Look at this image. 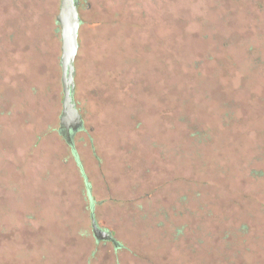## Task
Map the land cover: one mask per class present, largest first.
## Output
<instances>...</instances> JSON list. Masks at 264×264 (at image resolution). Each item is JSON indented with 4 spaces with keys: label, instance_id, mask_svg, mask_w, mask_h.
Listing matches in <instances>:
<instances>
[{
    "label": "trees",
    "instance_id": "obj_1",
    "mask_svg": "<svg viewBox=\"0 0 264 264\" xmlns=\"http://www.w3.org/2000/svg\"><path fill=\"white\" fill-rule=\"evenodd\" d=\"M126 7L112 25L138 40L130 47L134 55L151 50L156 70L149 83L158 103L137 113L140 79L133 68L122 74L132 110L126 119L139 141L121 144V176L106 164L94 128L81 130L90 139L83 156L93 158L100 170L103 198L97 196L101 191L93 193L73 143L63 151L62 174L46 172L29 189L24 188L28 181L0 173V203L12 213L8 221L0 220V264H97L101 259V264H264V141L255 144V158L249 151L254 137L264 134V76L258 74H264V0H126ZM49 8L48 0H0L3 172L18 161L21 140L29 134L22 132L31 127L27 121L43 97L52 96L50 85L42 91L44 65L36 60L46 54V39L41 32L29 36L40 31ZM28 38L30 64L12 61ZM253 54L261 72L244 66ZM29 131L36 147L54 137L55 129ZM59 134L69 142L61 127ZM14 151L12 159L8 155ZM71 159L79 170L77 203L59 207L53 201L69 197L65 189L75 176ZM16 170L25 175L22 167ZM121 182L123 188H117ZM2 192L8 195L4 199ZM45 212L56 219L47 220Z\"/></svg>",
    "mask_w": 264,
    "mask_h": 264
},
{
    "label": "rangeland",
    "instance_id": "obj_2",
    "mask_svg": "<svg viewBox=\"0 0 264 264\" xmlns=\"http://www.w3.org/2000/svg\"><path fill=\"white\" fill-rule=\"evenodd\" d=\"M60 2L61 0H48V4L50 5V13H48L49 18L41 21L42 28L40 31H35L29 35L35 39V34L39 35L41 32L39 36L46 39L44 41H46V45L48 46L43 50L46 54L41 55L39 53L36 60L38 59V61L42 62V65H44L42 69L44 79L42 78V85L40 84L42 91L45 93L47 85H50L52 96L43 97V101L36 113L37 115L34 114V116L27 121L31 127L24 129L25 131L22 132L23 134H28L29 132V134L21 140L22 143L20 144L19 152H17L18 161L15 162V164L23 168L25 175L20 176V170H16V165L11 169H6L4 172L2 171L4 166H1L0 173L4 176L8 174V178L14 174L16 180L23 182L28 181L29 184L24 186V188L29 189V187L35 184L34 182L39 181V177L46 172L50 171L52 174H62L61 163H63L64 160L63 151L69 148V143H73L84 161L86 172L90 175L93 184V193L96 195L102 190V187L100 188L98 184V182L102 181V176L98 175L100 170L97 168L96 163H94V159L90 157V159L86 160L83 156L86 152L89 153L90 151V139L88 138V134L82 131L74 133L75 136L73 137L72 134L69 142L64 139L63 135L60 136L59 134L63 87L61 80L62 69L60 65L62 55L61 31L56 19L59 14ZM79 5L82 25L79 32L80 48L75 62V100L83 116L84 129H88V127L94 128L95 131H93V134L95 135L97 144L101 150H103L106 164L111 168L114 175L118 174L117 176H121L120 166L124 159V152L122 151L121 144L126 142L125 139H135L139 141V137H135L134 130L128 126L126 119V113L129 111L132 112V110L128 106V98L123 91L125 84L123 83L124 78L121 76L127 71L129 72L132 68L136 71L137 79H140L137 83L136 92L140 94V92L143 91V95L136 98V102L140 105L137 113H141L139 111L143 109L146 110L147 107L152 104V94L156 91V87L153 83L149 82L153 80L156 69L150 58L151 50L146 48L145 53L142 51L134 55V53H131L130 47L133 49L134 44H138V40L133 42L127 37V34H124L125 31L122 26L119 27L118 25L114 27L112 25L113 16L117 12L124 11L127 8L126 0H79ZM50 34L54 36L52 43H50L49 39ZM135 36L136 38H142V34L139 33ZM28 39L22 43L27 45L24 48L27 51L24 49L16 51L11 57V60L13 58L12 61L23 62L27 65L30 64L31 59H33V53L29 51V48H26L29 44H32L30 43L31 38ZM135 47H137V45ZM256 56V54H253L244 62V66L247 69L259 71V68L256 67ZM24 69L25 67H22L16 72L22 73ZM14 72L15 70L11 69V73L14 74ZM259 72H261V70ZM258 74L264 76V74ZM142 80L144 83L141 82ZM121 82L122 84H120ZM93 92H96V94H94L97 100L96 104L93 100ZM153 102L155 105L158 103V101L155 100ZM26 111L24 106L21 109V114L25 119V123L26 120H28ZM24 114H26V116ZM149 115V111L144 114V120L147 121L148 126L150 125ZM152 118L154 119V114ZM48 125L54 127V137L44 140L36 147H33L36 141L33 142L29 130L32 129V133H35L38 128L41 127L45 129ZM26 127H28V125ZM150 128L154 130L155 125L153 124ZM10 131L11 134H13L12 132H14V134L17 133L13 128H11ZM260 141H264V134L254 137L251 141L249 145V151L251 153L250 159L256 157L257 151L255 149V144ZM144 146V144H141V148L144 149ZM14 153L15 151L11 152L8 156L14 159L16 156V153ZM31 154L35 156V159H31L29 156ZM4 155L3 149H0V160H2ZM70 163L74 169L75 176L71 177L72 181H70V183L68 180L69 184H67V189H65L67 192L66 196L69 197L64 199L58 196L53 201L52 204L59 207L65 206L71 202H73V204L77 203L78 194L76 193L75 184L77 185V183H75V180L79 178V170L75 159H71ZM261 165L264 167V163ZM90 171L96 174V180L92 177ZM61 176L63 178V175H60V177ZM65 179L67 180V177ZM2 182L3 181L0 179V188L3 186L4 182ZM122 182L119 185L116 184L117 188H123ZM115 183H117L116 180ZM53 184L54 189H57V183L53 182ZM6 196L8 195L4 194V192L1 193L3 199ZM97 196L99 198L105 197L103 191ZM11 214V208L1 201L0 220L8 221L10 217L12 218ZM45 214L47 215V220L56 219V217L51 216L49 212H45ZM100 261L101 263H105L104 259ZM101 263L99 262L97 264Z\"/></svg>",
    "mask_w": 264,
    "mask_h": 264
},
{
    "label": "water",
    "instance_id": "obj_3",
    "mask_svg": "<svg viewBox=\"0 0 264 264\" xmlns=\"http://www.w3.org/2000/svg\"><path fill=\"white\" fill-rule=\"evenodd\" d=\"M79 6V0H61L59 14L56 19L61 31L62 51L60 65L62 69L63 101L60 127L69 141L72 133H78L84 128L83 116L75 100V62L80 48L79 32L82 25Z\"/></svg>",
    "mask_w": 264,
    "mask_h": 264
}]
</instances>
